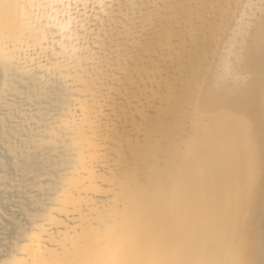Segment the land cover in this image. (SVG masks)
I'll return each mask as SVG.
<instances>
[{"label": "bare ground", "instance_id": "6f19581e", "mask_svg": "<svg viewBox=\"0 0 264 264\" xmlns=\"http://www.w3.org/2000/svg\"><path fill=\"white\" fill-rule=\"evenodd\" d=\"M56 1L65 2L61 19L47 29L54 30L48 40L57 49L39 58L41 73L28 90L63 79L74 61L91 60L76 52L80 33L65 23L76 0L48 4ZM106 1L110 7L94 15L93 29L109 25L113 31L108 38L100 34L107 30L92 33L86 46L101 52L88 62L94 73L83 80L88 95L80 97L91 96L90 86L102 81L98 100L110 103L91 104L88 115L95 122L88 119L79 132L85 145L75 150L79 168L62 178L64 195L51 196L49 209L31 199L30 208L19 205L21 213L35 208L43 215L31 231L16 226V235L30 234L24 243L14 242L2 264H264V0ZM14 3L0 0V98L6 89L15 93L8 84L15 85L22 69L12 62L8 44L18 50L27 45L4 32ZM28 37L37 44L46 40L43 33ZM60 89L46 94L62 98ZM70 96L84 113L79 96ZM68 109L59 107L79 113ZM6 132L0 130L2 150L19 169ZM34 172L28 173L40 176Z\"/></svg>", "mask_w": 264, "mask_h": 264}, {"label": "rangeland", "instance_id": "374dc122", "mask_svg": "<svg viewBox=\"0 0 264 264\" xmlns=\"http://www.w3.org/2000/svg\"><path fill=\"white\" fill-rule=\"evenodd\" d=\"M13 1L15 2L14 4L16 5L15 9H12L13 10V20H11L8 23V25H7L8 29H7V31H4V32H5L6 36H8V37H12L14 34L20 35L21 36L20 40L24 44L26 43L27 45H24L25 46L24 49L18 50L17 48H13L12 44H10V43L8 44L7 47L9 48V52H11L13 54L11 56L12 62L17 66L19 63L20 64L19 69L20 68H22V69H20V71L16 74L19 79L14 81L15 85H12L10 83L8 84V86H10L11 88L16 90L15 93L6 89L8 92H6V91H5L6 93L4 92V95H6V96H4L5 98H2L3 95L0 98V101H1L0 113L2 114V117L4 116L3 121H6L3 123H0V125H2V126H0L1 127L0 130L1 131L2 130L7 131L6 133H7L8 137H6V138H8V139L5 141L6 142L9 141L7 143H9L10 146L13 148V152H14L13 156H15V155L17 156L16 161L19 157V159L17 161L19 169H17L16 167L13 166V161H12L13 157L11 156V158H8L10 156H6L7 153L5 152L6 153L5 154L3 152L4 149L2 150V148H4V146H3L4 143H2L0 141V145H2V146H0V153H1L0 154L1 155L0 156L1 157L0 158V164H1L0 177L3 178L0 181V183H1L0 184V214H1L0 215V264H2V262L9 255V251L11 250L14 242L18 241V242L24 243L27 240L28 235L30 234V232H28L25 236L16 235L15 234L16 229H17L16 226L18 224H24L29 229V231H31V230H33V226H37L39 224L38 221L41 220L40 217L43 215L44 209L43 210L42 209L36 210L35 208H33V211H31V212L21 213L22 211L19 210L20 209L19 205H21L23 203V204H25V206L29 207L30 202L33 200L36 203V205L39 206L38 208L43 207V205H44L45 209H49V207L47 205L49 204V199L51 198V196L56 195L58 197H62L64 195L65 190H64V187L62 186L63 185L62 178H64L68 174L72 173L74 169L79 168V166L77 165V163L79 162V160H78L79 158L74 157L75 156V150L77 148H79L80 146L85 145V143H83L84 140L81 138L79 132L85 131V128L88 127L91 122H95L94 120L93 121L91 120V117H89L88 114L91 111L90 109L93 108V107H91V104H92V106H94L95 101L96 102L100 101V100H98L99 96L97 94L98 91H96V90L101 88V85H99V84H101V82H102V81H100V83L98 82L97 86L96 85L90 86V87H92L91 88L92 92L89 94L91 96H88V98L80 97V96L85 95V94L88 95V93L85 92L86 91L85 88L87 87L86 85L88 83L83 82V80L84 81L90 80V77H92L90 74L92 73V75H93V73H94L92 70L93 67L92 66L90 67V64L88 62L93 63L94 61L92 59H95L98 56L97 54L99 53V55H100V52H101V51H99V52L96 51L97 53L95 54V51H93L91 49V45H89V46H86V45L88 43L91 44L92 40L95 39L94 38L95 35H97V33L99 34L101 32V30H107L105 32L102 31L100 33V34H102V38H108L109 35H111V33L113 31V28L109 25H106V26H109L110 28L105 26L101 30H94L93 29V27L96 26L95 20L97 19V17H94V15H96V14L100 15V14H102V12H104L106 9H108V7H110V5H108L107 1L105 3V0H102V1H99V0H76L75 2L70 4V6H69L70 18H69V20H66L65 23H66V25H68L71 32L76 31L78 34L80 33V35H79L80 41L75 43L76 46L78 45V47H76L77 48L76 52H78V54L79 53L84 54L86 52L89 53L90 55L89 54L88 55L91 57L90 58L91 60H88L87 63H86V61H85V63H84V61H82L83 63L79 62L80 64L79 63L77 64L76 63L77 61H74L76 64L70 63L71 67L70 66L69 67L71 69L69 68L67 75L64 76L63 79L60 78V79H58L52 83H47L44 80V81L40 82L38 85H36L33 90H28L27 85L30 84L32 82V80H34L39 75V73H41L39 70V58L41 59V58L53 53L54 51L56 52V49H57L56 42L55 43L52 42L51 39L48 40L49 37L50 38L53 37V31L54 30L51 29L50 27H49V29H47V27H48V23L50 21H52V20L59 21L61 19L60 10H61V7L63 6V3H65V2H61V1L51 2L50 3L51 6H50V4H48L50 2V0H13ZM84 2L87 6L83 5ZM95 2L96 3L100 2L101 6H104L101 9H104V8L105 9L104 10L100 9L101 11L98 10L100 5L96 4ZM101 2H103V3H101ZM81 3H82V6H81ZM46 5L49 7V9H43L44 6H46ZM105 5H106V7H105ZM58 6H59V8H58ZM56 10L57 11L59 10V11L55 12ZM82 19H86L85 20L86 22L83 20L85 22V23H83ZM78 22L82 23L83 29H78L79 28L78 25L80 26V23H78ZM84 24H86V25H84ZM77 29L81 30V31H77ZM95 32H97V33L94 34ZM34 33H43L46 40L41 42L40 44L32 42L31 40H29L28 35L34 34ZM92 38H94V39H92ZM90 39H92V40H90ZM62 40H64V39H62ZM30 43H32V44H30ZM46 43H48V44H46ZM41 44H43V45L46 44V45L42 47ZM82 45H83V47L85 45L84 49L85 48L88 50L91 49L92 51L90 50L88 52L86 49L83 50ZM106 49L107 48L104 47L103 50H106ZM17 52H18V54H17ZM88 55H87V57H88ZM34 57L35 58L37 57L36 61L32 64H29L28 63L29 59L34 58ZM87 57H86V59H89V57L88 58ZM71 62H73V60ZM26 63H28V66H30V68H28V66H24ZM77 65H78V67L74 68ZM83 65H84V67H83ZM87 65L89 66L88 67L89 68V70H88L89 74H88V72H87V74L85 72ZM72 67H73V69H72ZM84 68H85V70H83ZM76 69L77 70L80 69V70L76 71ZM52 71L57 72L58 69L55 68V69H52ZM79 72H81V74ZM82 73L85 75H83ZM74 75L75 76L77 75L78 80H75L76 77L75 78L72 77ZM79 77H83V78L81 79ZM84 77H85V79H84ZM64 79L67 80V81H65V83H63ZM68 81H70V82H68ZM71 82H72V84H74V82H75V84L72 85ZM69 85H70V87H72V86L73 87L70 88ZM66 86H68L69 88L66 89ZM93 87H94V89H93ZM57 89H60V90L64 89L62 91V93H63V97L65 96V98L62 97V98L57 99L56 97H53L51 95V93H49L50 95L46 94L47 92H50L52 90H57ZM84 89H85V91H82ZM66 90L67 91L69 90L68 93L71 96L68 93H66L67 92ZM71 91H73V92H71ZM79 91H81L82 93L81 92L78 93ZM41 93H43V94H41ZM44 93H45V95H44ZM92 94H95L93 96H97V98H95V97L93 98ZM37 96H39V97H37ZM66 96L68 97V99ZM69 96L70 97L79 96V97H77V98L75 97V98L77 100L79 99L78 100L79 104L82 103L81 105L85 108L84 113H80L78 111V108L76 105L77 103H72V102L69 103V101H70ZM106 99L107 98H104L102 100L103 103H105V104L110 103V100L107 99V102H106L105 101ZM80 101H81V103H80ZM102 101H100V102H102ZM13 102L16 104L17 107L15 106V104ZM71 103L75 104V105H72ZM28 104L30 105L29 107H28ZM66 104H68V105L70 104L71 107L67 106ZM87 105H89L90 107ZM6 107L8 108V110L6 109ZM38 107H39V109H38ZM59 107H63L64 110L69 108L68 110L72 113H74V112H79V113L68 115L65 112L64 113L61 112L59 110ZM86 107H88L87 110H86ZM1 108L3 111L1 110ZM33 108L34 109L37 108L39 110V112L37 113L36 111L33 110ZM45 108H47L46 111L49 110L47 113H45L46 112L44 110ZM52 110L53 111L55 110V111L53 112ZM57 110H59V111H57ZM88 110H90V111H88ZM31 111H33V112H31ZM41 113H42V115H40ZM37 114H39V115L36 116ZM60 115L62 117H64V115H65V116H67V118L66 117L62 118ZM72 115H73V117H74V115H76L77 119L75 117L73 119ZM77 115H78V117H77ZM68 118H70V119H68ZM88 119H90L91 122ZM59 120H62L64 123H62V125L59 124L58 123ZM11 121L15 122V123H12ZM52 121L54 124H52ZM56 121H58L57 123L59 124V126L56 123ZM96 122L102 123V121H100L99 118L96 120ZM48 124H51V126ZM21 125H23V126H21ZM27 125H30V126H27ZM32 125H34V126H32ZM3 126H5L6 128ZM8 126H10V127H8ZM25 126H27L29 129V130L27 129V131L29 132V135H28V132L25 130L26 129ZM38 126H39V128H38ZM35 127H37L38 129L36 128L37 130H35ZM47 127H48V129H47ZM78 128H81V129H78ZM32 129H34L36 132ZM75 130H77V131H75ZM14 133L15 134L18 133V134L15 135ZM33 133L36 134L38 138L37 137L35 138V135ZM31 135H33V136H31ZM17 136H18V138H17ZM20 137H21V139H20ZM0 140H1V137H0ZM18 140H22L23 142H24V140H26L27 142L25 141L23 144L22 141L18 142ZM28 140L31 141V143H33V144L28 142ZM5 141L3 139V142H5ZM25 143H27V144H25ZM42 144H46L47 146L42 145ZM29 145H30V147H29ZM31 147H32V149H31ZM29 148H30V150H29ZM66 150H68V151H66ZM29 151H30V153H29ZM60 152H64V153L62 154ZM20 153H22V154H20ZM25 156L27 158L28 157L29 158L27 159ZM31 157H32V159H31ZM49 158H50V160H49ZM10 159H12V160H10ZM5 160H7V162ZM23 161L26 164L25 167L23 165L24 164ZM46 161L48 164L45 163ZM21 162H23L22 165H21ZM2 163L4 164V167H3ZM29 164H31L32 166ZM15 169L18 171H16ZM30 170H32L33 172L35 171L36 174H38L40 176L34 177L32 174L30 175L28 173V172H30ZM30 187L43 188L44 191L41 193V192H38L36 189H33L35 193H32L33 191H32V189H29ZM25 188H27V189H25ZM30 199H31V201H29ZM16 206H17V208H16ZM33 222H35V223H33ZM12 223H14V224H12ZM43 224L47 225L46 222Z\"/></svg>", "mask_w": 264, "mask_h": 264}]
</instances>
